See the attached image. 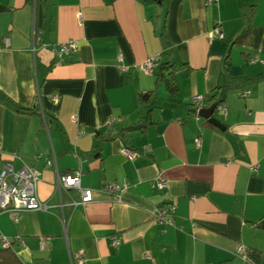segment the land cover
Here are the masks:
<instances>
[{"label": "crops", "instance_id": "obj_1", "mask_svg": "<svg viewBox=\"0 0 264 264\" xmlns=\"http://www.w3.org/2000/svg\"><path fill=\"white\" fill-rule=\"evenodd\" d=\"M207 1L0 0V89L35 110L0 103V150L14 168L40 173L49 206L18 222L0 213V239L24 264H78L79 250L87 264H264V80L228 93L226 112L211 115L220 127L193 116L195 95L264 74V0ZM217 26L223 38L212 36ZM69 40L79 49L60 62ZM155 55L173 66V93L159 67L139 69ZM149 110L144 130L123 131ZM77 169L95 190L87 205L58 189V176ZM159 177L167 189L152 186ZM104 183L126 186L120 201ZM168 202L172 226L151 215Z\"/></svg>", "mask_w": 264, "mask_h": 264}, {"label": "built area", "instance_id": "obj_2", "mask_svg": "<svg viewBox=\"0 0 264 264\" xmlns=\"http://www.w3.org/2000/svg\"><path fill=\"white\" fill-rule=\"evenodd\" d=\"M216 0H208L207 4H211ZM212 36H218L223 38L224 34L222 29L217 26L212 31ZM5 44L8 45V39L5 40ZM79 49V44L76 40H69L64 43H61L59 49L56 51L57 56L59 57V61L63 62L64 58ZM118 60L120 61L119 69L121 71L126 72L128 67L123 64V57L119 55ZM259 59H253L252 62H256ZM264 61V59H263ZM160 64V55H155L153 57L148 58L146 61L139 65V69L146 74L153 73ZM250 93V90H245L241 93V96L246 97ZM203 102L204 96L195 95L193 97L194 110L193 116L196 119L201 118V112L203 110ZM220 112L225 113L226 108L223 103H220L216 107ZM201 138H197V143L200 144ZM147 151H151L150 147H145ZM122 153L126 155L128 158L133 159L137 156V152L134 150L123 147ZM0 213H10L15 222H18L22 214L31 210H41L48 211L49 206L45 201H43L37 192L38 183L40 181V173L33 167L24 164L22 167L16 169L10 163L9 160H5L2 157L0 150ZM51 161H47V165H51ZM255 171H258V166L254 167ZM82 171L77 169L72 173H67L58 176V189L61 191L65 190H76L79 193L80 199L74 200L72 202L73 206L78 205H87L94 200L95 190L91 188H85L81 184ZM153 187H157L161 190L168 188V181L165 177H159L152 184ZM125 185H117L114 183H104L101 187V191L113 195L117 198L118 201L121 200V194L125 189ZM177 212V205L175 202H168L156 206L152 211V217L159 223L165 226L174 225V215ZM112 243L114 245L119 244V240L116 236L112 237ZM0 244L3 247H8L11 242L9 239L2 237L0 239ZM44 244V240H42V245ZM245 246L240 245L237 251V255L246 259L244 254ZM74 260L78 264H87V259L85 257L84 250H79Z\"/></svg>", "mask_w": 264, "mask_h": 264}, {"label": "trees", "instance_id": "obj_3", "mask_svg": "<svg viewBox=\"0 0 264 264\" xmlns=\"http://www.w3.org/2000/svg\"><path fill=\"white\" fill-rule=\"evenodd\" d=\"M49 69L50 67H48L46 71ZM158 80L165 82L171 93L176 90L175 73L173 71V66L170 63H163L158 68ZM262 80H264V74L252 77H231L224 85L219 86L211 96L204 97L203 108L217 106L218 104L223 103L230 91L252 86L261 82ZM151 98V93H142L140 95V102L147 103L151 100ZM0 103L10 106L20 112L35 113L34 108H25L18 105L1 89ZM150 113L151 110H149L148 114L143 116V118L137 124L130 125L123 129V131L144 130L147 124H151L152 119L150 117ZM98 137H100V135H98ZM13 245V242L8 247H3L0 244V264H24L17 255Z\"/></svg>", "mask_w": 264, "mask_h": 264}, {"label": "water", "instance_id": "obj_4", "mask_svg": "<svg viewBox=\"0 0 264 264\" xmlns=\"http://www.w3.org/2000/svg\"><path fill=\"white\" fill-rule=\"evenodd\" d=\"M216 106H212L210 109H203L201 112V115L204 117H208L210 119V122L213 123L216 126H221V123L215 119V118H211V115L213 114L214 110H215Z\"/></svg>", "mask_w": 264, "mask_h": 264}]
</instances>
